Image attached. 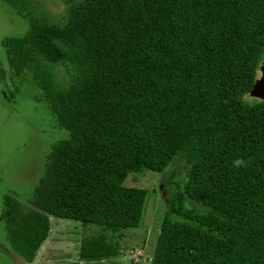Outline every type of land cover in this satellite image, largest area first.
<instances>
[{
  "label": "trees",
  "instance_id": "obj_1",
  "mask_svg": "<svg viewBox=\"0 0 264 264\" xmlns=\"http://www.w3.org/2000/svg\"><path fill=\"white\" fill-rule=\"evenodd\" d=\"M3 1L29 23L6 38L12 77L31 78L69 133L30 206L4 197L13 250L33 261L54 216L99 226L73 264H127L114 236L140 226L148 190L125 180L183 154L148 264H264V101L248 97L264 0H63L61 18L40 0Z\"/></svg>",
  "mask_w": 264,
  "mask_h": 264
},
{
  "label": "rangeland",
  "instance_id": "obj_2",
  "mask_svg": "<svg viewBox=\"0 0 264 264\" xmlns=\"http://www.w3.org/2000/svg\"><path fill=\"white\" fill-rule=\"evenodd\" d=\"M40 2L47 11L62 17L65 11L63 0ZM28 27L26 18L12 5L0 0V214L6 194L14 195L26 206L31 205L30 197L44 172L52 146L69 136L67 131L58 127L47 103L36 98L40 91L32 79L12 77L5 49L6 38L22 36ZM56 73L62 81H69L65 66L59 65ZM183 158L184 155L180 154L166 173L146 171L128 175L127 186L148 190L147 207L139 227L114 236L121 245V254L114 258L115 261L127 264H148L150 261L173 190L168 185V178L174 171L177 178L184 175L186 165ZM177 178L173 177L172 182L177 184ZM186 178L187 175L184 182ZM50 218V235L32 262L25 261L13 250L5 224L0 221V264H73L80 261L83 239L96 234L99 226L83 225L75 219Z\"/></svg>",
  "mask_w": 264,
  "mask_h": 264
},
{
  "label": "water",
  "instance_id": "obj_3",
  "mask_svg": "<svg viewBox=\"0 0 264 264\" xmlns=\"http://www.w3.org/2000/svg\"><path fill=\"white\" fill-rule=\"evenodd\" d=\"M261 74L256 79L251 91L250 95L252 97L261 99L264 101V63L260 67Z\"/></svg>",
  "mask_w": 264,
  "mask_h": 264
},
{
  "label": "clouds",
  "instance_id": "obj_4",
  "mask_svg": "<svg viewBox=\"0 0 264 264\" xmlns=\"http://www.w3.org/2000/svg\"><path fill=\"white\" fill-rule=\"evenodd\" d=\"M235 163H236L237 165H239V164L243 163V161H242V160H237V161H235Z\"/></svg>",
  "mask_w": 264,
  "mask_h": 264
},
{
  "label": "crops",
  "instance_id": "obj_5",
  "mask_svg": "<svg viewBox=\"0 0 264 264\" xmlns=\"http://www.w3.org/2000/svg\"><path fill=\"white\" fill-rule=\"evenodd\" d=\"M24 259V258H23ZM25 260V259H24ZM25 261H27V260H25ZM34 261V260H33ZM27 262H29V261H27ZM32 262V261H31Z\"/></svg>",
  "mask_w": 264,
  "mask_h": 264
}]
</instances>
